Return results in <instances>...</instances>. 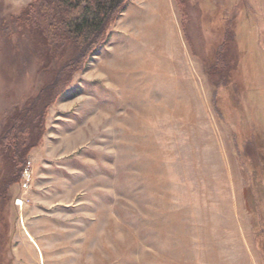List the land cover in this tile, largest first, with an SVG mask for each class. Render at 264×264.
I'll return each instance as SVG.
<instances>
[{"label":"rangeland","instance_id":"rangeland-1","mask_svg":"<svg viewBox=\"0 0 264 264\" xmlns=\"http://www.w3.org/2000/svg\"><path fill=\"white\" fill-rule=\"evenodd\" d=\"M29 1L0 0V23ZM172 2L125 7L48 107L0 198V264H41L37 246L43 264H264V0ZM34 58L0 33V124L38 90Z\"/></svg>","mask_w":264,"mask_h":264},{"label":"trees","instance_id":"trees-1","mask_svg":"<svg viewBox=\"0 0 264 264\" xmlns=\"http://www.w3.org/2000/svg\"><path fill=\"white\" fill-rule=\"evenodd\" d=\"M128 1L30 0L22 11L9 16V22L1 21L3 37L13 35L25 41L44 76L35 94L21 107H14L0 124V198L6 195L8 185L20 179L30 149L39 143L48 107L105 42L106 30ZM189 1L174 0L182 18L190 14ZM227 16L222 49L235 39L233 17ZM214 56L217 62L225 59L221 51ZM217 71L215 65L207 68L210 81H215Z\"/></svg>","mask_w":264,"mask_h":264},{"label":"crops","instance_id":"crops-1","mask_svg":"<svg viewBox=\"0 0 264 264\" xmlns=\"http://www.w3.org/2000/svg\"><path fill=\"white\" fill-rule=\"evenodd\" d=\"M129 5V6H128ZM128 6V7H127ZM127 9H133L135 7L147 10V11H156V12H164L167 16H172V11H174V4L172 0H138L131 1V3H127ZM143 16V15H142Z\"/></svg>","mask_w":264,"mask_h":264},{"label":"bare ground","instance_id":"bare-ground-1","mask_svg":"<svg viewBox=\"0 0 264 264\" xmlns=\"http://www.w3.org/2000/svg\"><path fill=\"white\" fill-rule=\"evenodd\" d=\"M25 233H26V235L29 237V239H30L31 241H33V243L36 245V243H35V241H34V239H33V236L31 235V233H29V232L26 231V230H25ZM36 246H37V245H36ZM37 250H38V257H39V259L42 261L41 264H43V254H42V252H41V248H40L39 246H37Z\"/></svg>","mask_w":264,"mask_h":264}]
</instances>
